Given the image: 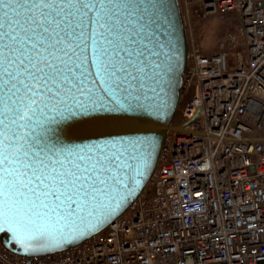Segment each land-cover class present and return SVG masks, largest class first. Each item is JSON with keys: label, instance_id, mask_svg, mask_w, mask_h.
I'll use <instances>...</instances> for the list:
<instances>
[{"label": "snow or ice", "instance_id": "6c2138e0", "mask_svg": "<svg viewBox=\"0 0 264 264\" xmlns=\"http://www.w3.org/2000/svg\"><path fill=\"white\" fill-rule=\"evenodd\" d=\"M162 25L170 0H0V230L25 252L96 230L147 169L148 138L100 129L162 114L148 93L178 64Z\"/></svg>", "mask_w": 264, "mask_h": 264}, {"label": "built area", "instance_id": "2783aa9c", "mask_svg": "<svg viewBox=\"0 0 264 264\" xmlns=\"http://www.w3.org/2000/svg\"><path fill=\"white\" fill-rule=\"evenodd\" d=\"M179 4L182 123L129 215L52 255H19L0 236V264H264V0ZM206 18L236 25L213 52L195 43Z\"/></svg>", "mask_w": 264, "mask_h": 264}, {"label": "water", "instance_id": "95a60500", "mask_svg": "<svg viewBox=\"0 0 264 264\" xmlns=\"http://www.w3.org/2000/svg\"><path fill=\"white\" fill-rule=\"evenodd\" d=\"M170 4L172 28L168 29L167 25H162L161 28L157 29V32L161 34L160 39L162 42H166L168 34L174 37L176 47L178 48V64L166 82L162 83L159 87L156 85L152 86L155 89L156 95H152L151 92L148 93L150 103L165 106L162 114L157 116L150 113H116L113 115L122 117V119L109 127L100 129L105 135L148 138L149 143L146 148V152L148 153L147 169H141L142 175H135L133 173L127 176L125 185L130 194L125 193V199L117 211L108 216L98 228L90 234H85L83 238L76 241H66V243L59 248H44L38 252H25L21 245L12 239L11 233L0 230L3 245L8 250L19 255L31 257L52 255L78 245L100 233L115 219L120 217L148 184L156 169L166 132L170 128L177 112L187 56V41L179 0H170ZM161 59H163V56ZM187 123L177 127V129L182 130ZM77 127H79V125H77ZM94 138L95 137L84 136L82 139L86 141Z\"/></svg>", "mask_w": 264, "mask_h": 264}, {"label": "rangeland", "instance_id": "374dc122", "mask_svg": "<svg viewBox=\"0 0 264 264\" xmlns=\"http://www.w3.org/2000/svg\"><path fill=\"white\" fill-rule=\"evenodd\" d=\"M197 36L195 43L206 52H213L217 49L219 42L231 31H236V25L231 21H220L215 18L196 19ZM200 26V28H198ZM182 123V116L179 113L175 116V124ZM129 212H126V216Z\"/></svg>", "mask_w": 264, "mask_h": 264}]
</instances>
